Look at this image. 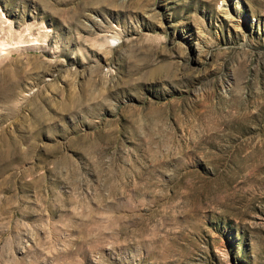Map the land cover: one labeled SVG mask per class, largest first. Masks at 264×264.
<instances>
[{
    "label": "rangeland",
    "instance_id": "rangeland-1",
    "mask_svg": "<svg viewBox=\"0 0 264 264\" xmlns=\"http://www.w3.org/2000/svg\"><path fill=\"white\" fill-rule=\"evenodd\" d=\"M0 46V264H264V0H0Z\"/></svg>",
    "mask_w": 264,
    "mask_h": 264
},
{
    "label": "bare ground",
    "instance_id": "bare-ground-1",
    "mask_svg": "<svg viewBox=\"0 0 264 264\" xmlns=\"http://www.w3.org/2000/svg\"><path fill=\"white\" fill-rule=\"evenodd\" d=\"M37 40H38V39H37ZM37 42H38V41H37ZM34 43H36V42H34ZM1 48H3V47H2V46H0V55H1V53H2V52H1ZM3 53H4V52H3Z\"/></svg>",
    "mask_w": 264,
    "mask_h": 264
}]
</instances>
